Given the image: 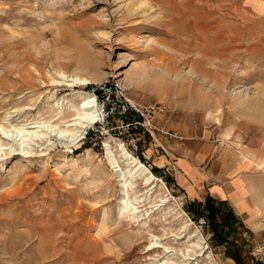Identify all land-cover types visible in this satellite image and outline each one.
I'll list each match as a JSON object with an SVG mask.
<instances>
[{"label": "rangeland", "instance_id": "1", "mask_svg": "<svg viewBox=\"0 0 264 264\" xmlns=\"http://www.w3.org/2000/svg\"><path fill=\"white\" fill-rule=\"evenodd\" d=\"M260 1L252 8L253 0H0V129L10 128L6 113L11 124H26L49 114L52 92H70L51 86L48 75L62 61L71 70H88L95 82L132 80L125 87L139 103L168 102L172 112L159 124L184 140L170 143L168 154L155 148L157 156L191 160L185 148L194 146V153L207 155L198 164L203 169L215 158L240 161L243 150L259 154ZM80 143L72 153L58 142L27 155L20 149L0 153V264H180L178 245L192 232L202 236L203 248L186 264H236L224 247L210 242L203 221L188 215L184 191L165 183L168 166L143 157L167 189L142 176L127 178L126 207L104 149ZM0 145L7 146L1 133ZM251 165L253 222L226 201L245 227L236 242L242 264H264V170ZM174 235L179 241H172Z\"/></svg>", "mask_w": 264, "mask_h": 264}, {"label": "bare ground", "instance_id": "2", "mask_svg": "<svg viewBox=\"0 0 264 264\" xmlns=\"http://www.w3.org/2000/svg\"><path fill=\"white\" fill-rule=\"evenodd\" d=\"M69 67L65 62L59 61L57 67L51 73H48L50 79H52L51 86H66L70 88L69 93L60 97H54L52 92L47 99L49 101L47 106L49 111L48 115H37L29 119L26 124L14 125L10 122L12 115L9 113L5 114L4 120L7 121L10 128L7 130L0 129L1 138L7 141V146L0 145V153H12L16 149H20L24 155H27L35 146L43 144L48 146L55 142L66 145V147H69V152H73L71 151V146L78 145L82 138L84 128L94 121L96 115L95 108L92 104V96L85 90L77 88L95 81L89 76L90 73L88 70L86 71L81 67H75L71 70ZM122 80L127 87H131L132 80L125 77ZM208 114L209 116H213L212 112ZM104 145L106 160L115 169V177L119 179L118 181L122 188L120 203H124V206L128 202L125 198L128 191L127 178L134 179L142 176L146 183L155 181L160 187L165 190L167 189L164 183L157 179L149 168L141 160L133 156L122 143H113L109 138H106ZM85 152L88 155L89 149L85 150ZM119 161L124 165V170L120 167ZM247 163L251 164V162ZM254 167L259 170L264 168L260 163ZM130 210L134 212L137 209L133 207ZM185 237V243L178 245L183 256L180 264H186V260L193 261L197 251L203 248L201 246L203 240L201 235L192 232L191 234H186ZM172 238V241L176 242L179 241L181 236L174 235ZM156 241L155 243H157ZM155 247L159 246L156 245ZM163 247L166 250L169 248V246ZM173 248L171 247L170 249ZM169 252L170 250L166 253ZM207 258L210 263V256H207Z\"/></svg>", "mask_w": 264, "mask_h": 264}, {"label": "built area", "instance_id": "3", "mask_svg": "<svg viewBox=\"0 0 264 264\" xmlns=\"http://www.w3.org/2000/svg\"><path fill=\"white\" fill-rule=\"evenodd\" d=\"M92 96L95 119L84 128L80 145L104 149L105 139L122 143L129 152L140 160L145 139L149 146L168 154V145L182 142L183 135L175 129L158 124L161 117L170 114L168 102L139 103L133 99L122 82L102 80L81 86ZM145 159V158H144ZM143 163H147L146 160Z\"/></svg>", "mask_w": 264, "mask_h": 264}, {"label": "crops", "instance_id": "4", "mask_svg": "<svg viewBox=\"0 0 264 264\" xmlns=\"http://www.w3.org/2000/svg\"><path fill=\"white\" fill-rule=\"evenodd\" d=\"M258 2L262 1L253 0L251 7L257 8ZM160 125L167 127L164 122ZM167 128L173 129L170 126ZM171 144L175 147L178 142ZM194 149V146L191 149L185 148V156L190 157L191 160L183 156L176 157L175 161L164 155L157 156V151L152 147L144 149V157L159 168L168 166L164 170L172 177L177 188L184 191L186 200H201L209 193L214 197L227 200L242 220L253 222V179L251 173L247 172L252 167L251 164L257 166L260 163L264 167V150H260L259 154L255 150L253 152L248 149L243 150L242 160H236V162H233V158L229 160L215 158L209 165L207 164V168L200 169L198 164L204 162L207 155L199 151L194 153Z\"/></svg>", "mask_w": 264, "mask_h": 264}, {"label": "trees", "instance_id": "5", "mask_svg": "<svg viewBox=\"0 0 264 264\" xmlns=\"http://www.w3.org/2000/svg\"><path fill=\"white\" fill-rule=\"evenodd\" d=\"M140 159L144 161L143 157ZM155 170L157 168H151V171ZM164 181L167 185L174 182L169 176H165ZM185 210L193 220L199 221L201 219L203 221L204 228L210 234V242L214 246L224 247L236 264H242V259H239L240 250L236 242L238 241L237 238L244 232L245 227L226 200L207 193L201 200L187 201Z\"/></svg>", "mask_w": 264, "mask_h": 264}]
</instances>
